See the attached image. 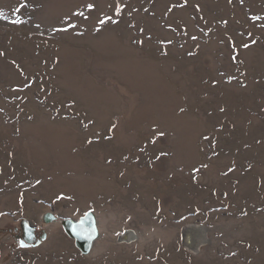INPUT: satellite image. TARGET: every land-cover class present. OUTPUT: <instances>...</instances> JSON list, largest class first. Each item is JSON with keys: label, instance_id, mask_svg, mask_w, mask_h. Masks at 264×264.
<instances>
[{"label": "rangeland", "instance_id": "374dc122", "mask_svg": "<svg viewBox=\"0 0 264 264\" xmlns=\"http://www.w3.org/2000/svg\"><path fill=\"white\" fill-rule=\"evenodd\" d=\"M0 264H264V0H0Z\"/></svg>", "mask_w": 264, "mask_h": 264}, {"label": "water", "instance_id": "95a60500", "mask_svg": "<svg viewBox=\"0 0 264 264\" xmlns=\"http://www.w3.org/2000/svg\"><path fill=\"white\" fill-rule=\"evenodd\" d=\"M56 218L57 217L54 214H52V213L46 214V221H49V222L50 221H54ZM71 222H72L73 227L77 228V230H80V231H83V230L86 231L87 230V232H89L90 239H88V242L89 241L93 242L94 239H96L97 236H99V230H98V226H97L96 217L95 218H91V220H89V219H85V220H79V219L78 220H74V219H71ZM22 227L24 229V234H23L24 238L23 239H24V241H26L28 243H33V244L39 245L48 236L47 231L44 230L43 234L41 235V238L36 241L35 238H34L36 226L32 225V223L29 220L24 219L22 221ZM68 232L70 233L71 231L68 230ZM95 232H96L97 236L94 238V233ZM85 248L86 247L83 248L85 251H90L91 250V247L87 248V249H85Z\"/></svg>", "mask_w": 264, "mask_h": 264}, {"label": "bare ground", "instance_id": "6f19581e", "mask_svg": "<svg viewBox=\"0 0 264 264\" xmlns=\"http://www.w3.org/2000/svg\"><path fill=\"white\" fill-rule=\"evenodd\" d=\"M91 218H95V216L90 213L82 218H80L79 220H85V219H89L91 220ZM93 220V219H92ZM64 225H66L67 227V230H70L71 232V236L77 241L78 244H80L81 246L86 247L85 249L87 248H90L92 249L94 243H95V240L97 239H94L93 242H88V239H90V234L89 232H87V230H83V231H80V230H77V228H74L73 225H72V222H71V219H66L63 221ZM128 234L130 237H135L136 236V232L134 230H129L128 231ZM97 236L96 232L94 233V238ZM98 237V236H97ZM92 245V246H91Z\"/></svg>", "mask_w": 264, "mask_h": 264}, {"label": "flooded vegetation", "instance_id": "af4514ba", "mask_svg": "<svg viewBox=\"0 0 264 264\" xmlns=\"http://www.w3.org/2000/svg\"><path fill=\"white\" fill-rule=\"evenodd\" d=\"M21 232H22V235L24 234V229H23V227H22V230H21ZM43 232H44V230L43 229H38V228H36V230H35V235H34V238H35V240L37 241V240H39L40 238H41V235L43 234ZM24 238V237H23ZM24 241V240H23ZM25 242V241H24ZM33 244V243H32Z\"/></svg>", "mask_w": 264, "mask_h": 264}, {"label": "snow or ice", "instance_id": "6c2138e0", "mask_svg": "<svg viewBox=\"0 0 264 264\" xmlns=\"http://www.w3.org/2000/svg\"><path fill=\"white\" fill-rule=\"evenodd\" d=\"M23 6H24V5H21V7H23ZM92 7H93V5H91V4L88 5V8H89V9H91ZM120 7H121V6H118V7H117V9H116L117 13H119V11H120ZM17 11H19V9H17ZM16 22H19V21H16ZM100 23H104V21L102 20V21H100ZM245 47H247V45H245Z\"/></svg>", "mask_w": 264, "mask_h": 264}]
</instances>
